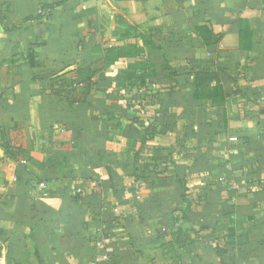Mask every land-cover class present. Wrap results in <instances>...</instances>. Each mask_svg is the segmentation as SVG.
I'll return each instance as SVG.
<instances>
[{
  "label": "crops",
  "instance_id": "obj_1",
  "mask_svg": "<svg viewBox=\"0 0 264 264\" xmlns=\"http://www.w3.org/2000/svg\"><path fill=\"white\" fill-rule=\"evenodd\" d=\"M59 1L0 0V264H174L162 246L172 240V211L186 205L176 228L194 243L181 264H220L210 238L240 221L248 243L222 262L264 264V0H69L24 23ZM207 22L222 39L202 48L194 27ZM135 29L158 50L145 49ZM131 45L137 57H105ZM223 50L227 66L249 72L235 78L243 95L228 91L223 108L203 110L190 99L192 76L169 80L160 69L210 57L219 64ZM91 63L97 74L84 104L48 95L59 76ZM137 64L147 68L136 71L141 86L117 80ZM148 128L142 141L128 132ZM167 153L184 189L170 168L152 187L141 179L147 163L164 167Z\"/></svg>",
  "mask_w": 264,
  "mask_h": 264
},
{
  "label": "trees",
  "instance_id": "obj_2",
  "mask_svg": "<svg viewBox=\"0 0 264 264\" xmlns=\"http://www.w3.org/2000/svg\"><path fill=\"white\" fill-rule=\"evenodd\" d=\"M69 0H61L59 2H56L55 4H47L42 5L40 8V12L34 16L33 18H27L24 20V23L28 21H40L46 16V14H49L50 11L55 9L56 7H59L60 5L64 4ZM86 2L88 0H79ZM244 25H242V28ZM137 28V27H136ZM248 29L243 28L241 30V35L239 36V40L241 41L240 48H245L244 42L245 40L248 42V37L250 35H247ZM135 37L141 39L143 46L148 51H155L158 50V48L155 46V44L152 41V35L143 32H138V29L134 30ZM194 34L195 36L200 40V43L198 44L199 47L205 48V47H212L217 46L219 42L222 39L221 33H215L209 23L207 22L204 25L196 26L194 27ZM243 40V43H242ZM247 48V47H246ZM249 48V46H248ZM242 50V49H241ZM246 53H250L252 51V48L244 50ZM92 52H95V48L92 49ZM140 49H138L136 46H122V47H114L111 49L106 50V58H122V57H137L139 55ZM216 58H219V55L221 54L220 51H216ZM219 54V55H218ZM30 65L33 66L34 63L32 61L30 62ZM137 66L129 71L126 72L125 75L121 78H117L119 81H134V84L129 85H142V82H137V74L136 71L140 72L144 70H147L146 67L143 66ZM233 67H239L238 64H232ZM230 67V66H227ZM160 69L162 71L167 72L168 79L172 80L174 77H181V76H192L191 79V94L190 99L192 102L197 103L200 105V107L203 110L206 109H212V108H223L227 104V95L228 91L237 92L241 95L242 92L238 90L237 83L234 80H229L231 83V87L227 88L224 84V78L226 77V65L223 64H216L214 60L210 57L208 60H186L185 64L179 67H170L166 62H164ZM137 72V73H138ZM97 74V69L93 66L91 63L90 65H86L84 67L77 68L75 70L69 71L61 76H59V81L55 86H50L47 90L48 95L55 96L57 98H61L64 103H66L68 106H71L73 104H84L87 98L89 97L91 90L93 88V78ZM142 75V74H141ZM138 83V84H135ZM262 100V94H264L262 91L259 92ZM264 97V95H263ZM105 119L108 124H111L117 129H121L119 126H121V123L118 120H115L113 118V113L107 112L105 113ZM132 136H136L138 140H143L146 137V133L148 135H151L154 133L153 129H147L144 134L139 135V133L132 129L128 131ZM4 155L9 157L10 159H14L13 156L6 150V148L3 147ZM153 154L160 153L157 150H152ZM164 167L161 166L159 163H147L145 165L146 172L150 175V177H146V173L142 174V178H147L148 182L146 183L147 187H152L153 184L156 182V178H160L162 174L165 172H168V169L170 168L171 172L174 173L173 166L174 163L171 159V153H167L165 155L164 160ZM24 169L27 170L30 179L35 184H42V172L37 166L28 164L24 166ZM174 179L175 182L184 189V183L185 181L182 179H177L174 173ZM140 179V177H139ZM158 180V179H157ZM43 186L45 189V185L43 183ZM42 189V190H43ZM185 190H183V193ZM76 195V194H75ZM182 204H185L187 201L185 200L184 194L180 196ZM189 213V205H186L183 209L182 208H176L172 211L170 217H169V224L170 226H173L172 229L167 232L171 237V242H168L167 244L162 246V249L166 251L167 253L173 254L172 259L174 260V264H181L180 263V256L186 253H189V245L194 243V239L190 240H183L184 232H182L180 228L181 224H183L184 220H186ZM95 214L94 208H91L89 211V215L93 216ZM178 227V228H176ZM206 229V227H201L200 230ZM216 228L213 227L212 230H215ZM166 232V231H165ZM164 232V233H165ZM248 234L249 230L243 227V222H237V224L228 230L225 231L224 234L218 235L216 238H210L209 246L211 247L212 251L214 252L216 258L219 259L220 264H224L222 262V258L227 254V250L234 249L238 246H244L248 243Z\"/></svg>",
  "mask_w": 264,
  "mask_h": 264
},
{
  "label": "rangeland",
  "instance_id": "obj_3",
  "mask_svg": "<svg viewBox=\"0 0 264 264\" xmlns=\"http://www.w3.org/2000/svg\"><path fill=\"white\" fill-rule=\"evenodd\" d=\"M219 30L222 31V28H220ZM220 52H221V54L220 55L218 54L219 55L218 62H220V64L226 65V68H227L226 69V77L224 78V84H225L226 89L227 88L232 89L231 83H230L229 80H234L235 81V78H237L238 75H240V74H242V75L248 74L249 75V72L246 71V70H242L241 71V69H238L237 67H233V66H231V64H230V67H227V63H230L232 61H228L229 60V56H227V54H225L226 51L223 50V51H220ZM73 54L77 55L76 53H73ZM262 103L264 104V98L262 99ZM0 168H1V166H0ZM2 183H3V179L0 176V185ZM235 187L237 188V186H235Z\"/></svg>",
  "mask_w": 264,
  "mask_h": 264
},
{
  "label": "built area",
  "instance_id": "obj_4",
  "mask_svg": "<svg viewBox=\"0 0 264 264\" xmlns=\"http://www.w3.org/2000/svg\"><path fill=\"white\" fill-rule=\"evenodd\" d=\"M263 98H264V97H263ZM234 140H235V139H231V141H234ZM40 188H41V189H43V188H44L43 184H40ZM232 189H234V190H235V189H237V188L234 186V187H232Z\"/></svg>",
  "mask_w": 264,
  "mask_h": 264
}]
</instances>
